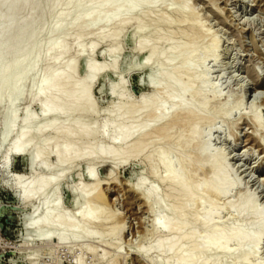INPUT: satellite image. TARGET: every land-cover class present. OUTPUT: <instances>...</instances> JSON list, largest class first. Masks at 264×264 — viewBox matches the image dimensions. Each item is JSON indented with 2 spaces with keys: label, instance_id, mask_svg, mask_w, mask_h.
Returning a JSON list of instances; mask_svg holds the SVG:
<instances>
[{
  "label": "rangeland",
  "instance_id": "obj_1",
  "mask_svg": "<svg viewBox=\"0 0 264 264\" xmlns=\"http://www.w3.org/2000/svg\"><path fill=\"white\" fill-rule=\"evenodd\" d=\"M32 2L33 0H30L29 4ZM42 3L43 31L37 38L39 53H42L48 42L46 30L49 31L56 23L62 25L64 21H69L71 12L77 9L78 0H43ZM186 4L191 13L186 15L184 20L178 17L172 25L163 21L175 18L173 11L175 7L166 8L160 4L141 8L137 13L123 10L105 27L101 23L99 26L86 28L82 38L75 36L77 25H71L67 36L68 43L65 45V57L56 66H52L51 60L41 58L37 63L38 67L36 66L37 68L35 67L24 80L22 86L24 94L16 103L17 114L14 122L12 121L14 107L12 105L5 107V101L0 102V264H174L173 260L169 259L173 254L172 250L159 252L152 248L157 245L156 242L172 235L155 230L154 221L156 222L159 217L158 220L168 217L178 195L173 190L175 186L164 179L166 177L164 166L163 169L162 165L160 167L156 162L157 157L159 159L164 151L166 153H162L163 156L169 155V158H165L168 164L169 162L170 164L176 162L172 164L174 166L177 164V167L173 166L174 170L175 168L177 170V172L173 170L175 175L185 178L192 186H203L211 181L214 176L210 162L217 154L221 155L220 165L229 163L231 172L228 173V177H231L232 183L236 185L240 182V185L237 184L239 186L233 187L234 191L232 188L230 194H224L222 197L204 190L194 194V203L192 201L188 203L192 215L182 216L183 219L185 217V230L189 235L185 244L191 255L194 252L191 251L190 233L198 234L197 236H202L203 239L218 225L217 229L225 231L231 227L239 228V225L244 226L246 230L256 222L255 219L246 220L244 212L253 198H256L258 208L264 210V129L255 133L256 127L250 118L253 112L258 111L264 124V0H231L228 3L225 0H187ZM21 9L17 13L18 20H22L28 14L27 7ZM58 13L67 15L65 20L60 22L55 20ZM122 21L126 23L123 24L124 27L122 26L120 36L116 38L119 52L114 58H110L107 56L110 41L103 38L105 35L103 30L111 26L118 27ZM135 22H141L143 28L136 30ZM245 23L247 26H244ZM195 24L198 28L194 29ZM36 30V28L31 30L30 35H35ZM95 32H99V37H95L97 45L91 54L92 62L105 66L115 65V69L107 68L100 73L90 91L97 111L96 117L93 118L96 125L107 121L109 114L119 105L120 100L114 95L117 90H121L125 97L121 103L139 106L142 98L149 93L147 88L149 72L152 71L156 74L155 78L159 79L163 75L160 71L166 62L167 53L177 46L196 50L194 54L202 58V64L198 66L195 58L188 60V64L194 65L197 72L200 71L198 73L204 75L203 85L216 89L220 97L211 99L209 93L191 94V91L194 92L197 88L194 85L196 74H189L183 70V73H175V69L180 67V63L176 62L168 69L164 80L174 85L179 83L186 89L184 98L191 106L192 116H181L177 121H173L174 123L171 122L167 127V133H161L162 136L158 134L159 132L152 131L144 140L147 144L144 142L143 145L146 147H142L139 156L138 154L131 156L125 162L113 158L76 160L64 174H61L56 169L57 159L50 154L54 147V144H51V148L49 146L46 149L44 156L47 161L41 160L32 164V171H29L26 169L25 161L29 158L32 160L35 148L41 145L49 133L44 132L39 139L32 142L29 153L19 156L14 152L21 144L22 134L42 130L47 127L45 125L55 123L53 121L65 124L62 117L54 113H45L43 106L45 98L40 95V91L47 84L35 85L33 81L46 69L51 68L48 78V82H51L57 71L67 74L73 62L74 78L76 81L82 80L87 74L91 55L85 51L78 56L77 50L82 44L93 41ZM139 39L152 42L154 45L157 58L149 67H140L149 50L135 49V42ZM213 40L217 42L216 45H212ZM11 45L14 47L15 44L11 43L8 47ZM12 62L13 60L10 62L11 73H15L19 68H14ZM242 86H245L246 92ZM157 93L160 104L164 103L162 99L164 94L178 95L175 87L165 89L160 86ZM17 95L18 91H15L12 97L15 98ZM5 108L6 117H3L2 112ZM242 114L247 115L242 118ZM222 116L227 117L230 122L226 123ZM145 117L149 120L147 115ZM196 130H199L201 135L193 140ZM209 136L211 137L209 145L213 149L209 147V151L211 150L213 156L205 158L203 151L201 154L205 157L199 156L201 152L199 148L206 138L210 140ZM136 138L137 136L129 141L121 139L113 144L97 137L95 142L105 145V148L113 146L121 149L127 143H133ZM58 142L66 143V140L59 138ZM179 143L185 147L181 148ZM11 156L16 158L13 166L9 168L6 165ZM90 169L95 176L89 175ZM21 175L25 177L24 180L16 182L15 179L22 177ZM47 176L55 180L54 187L43 197L28 199L27 195L33 189L35 181ZM139 180L144 183L142 192L151 188L157 189L162 205H158L157 200L147 203L142 197V192L135 191ZM95 183L99 184L98 190L93 188ZM91 190L93 193L102 191L101 194L104 196V201L92 200L84 208V213L88 215L95 209H102L98 225L88 227L84 236L56 233L47 241L31 242L43 215L53 212V202L58 205L57 209L61 213L73 216L80 208L77 203L80 191L84 194V191L88 193ZM244 193L246 202L243 211L235 212L229 209ZM200 200L203 202L202 205ZM48 207H51L50 210ZM208 209L212 212L218 209L219 213L222 211L217 215L218 219L215 218L218 211L212 216V220L214 218L216 220L209 222L211 225L209 229L202 223L194 222V215L202 212L205 214L210 211ZM202 232L208 233H204L203 236ZM176 240L177 235H172L171 241ZM231 246L232 250L236 249V247L233 249L235 244ZM261 246L258 257L249 258L247 264H264V239ZM147 249L149 253L145 254ZM213 253L212 249L206 250L199 256L201 262L199 260L194 261L196 263H189L211 264L207 259L211 258ZM217 264H238V259L236 257L221 259Z\"/></svg>",
  "mask_w": 264,
  "mask_h": 264
},
{
  "label": "bare ground",
  "instance_id": "obj_2",
  "mask_svg": "<svg viewBox=\"0 0 264 264\" xmlns=\"http://www.w3.org/2000/svg\"><path fill=\"white\" fill-rule=\"evenodd\" d=\"M42 1L33 0V2L29 4L30 0H0V102L5 101V107H7V105H12L14 107V116L12 118L13 122L15 121L17 114L16 103L22 98V94H24V91H22L24 80L26 79L27 75L35 69L41 58H47L51 60L50 62H52V66H56L65 57V45L68 43L67 36L69 35L71 25H77L75 36L82 38L85 34L86 28L97 26L101 23L103 24V27H105L107 23H112V19L118 17L119 13L123 10H128L131 13H137V11L141 8L158 4L165 6L166 8L175 7L173 9L175 18L173 20L165 19L163 21V23L168 25H172L178 20V17H180L181 20H184V17L191 13L186 4L187 0H183L181 2L177 0H78L77 9L73 13L71 12L72 16L69 21H64L62 25L56 23L49 29V31L46 30L48 42L42 53H39L37 38L43 31L42 17L44 7H42ZM225 1L228 3L231 0ZM22 7H27L28 14L22 20H18L17 13H19V10H22ZM48 8L49 7H47V9ZM176 14H179L180 16ZM66 16L67 15L58 13L55 15V20L60 22L61 20H65ZM125 23V21H122L118 27L111 26L109 29L103 28V31L105 32L103 38H106L110 41V49L107 52V56L110 58H114L119 52L116 38L118 35L120 36L122 32V26L123 24L125 25ZM246 24L247 23H245L244 26ZM35 28L37 29L36 33L35 35L31 36L30 31ZM142 28L143 25L141 22H135L136 30ZM193 28H198V25H193ZM98 33L99 32L94 33L93 41L89 42L88 44H82L78 48V56L82 55L83 52L85 53V51L90 55L93 51H95L94 49L97 45V40L95 42V37H99ZM11 43H14L15 45L14 47L11 45L13 48L10 47V49L8 46ZM216 44L217 42L213 40L212 45ZM135 49L138 51L149 50L143 62L140 64V67H149V65H152L156 61L157 54L154 51V45L152 42L139 39L135 42ZM195 51L193 48L183 49L180 46H177L167 53L166 62L160 71L163 75H161V77L158 79L155 78L156 74H154L152 71L149 72V80L147 84L149 93L142 98L139 106H127L121 103L125 97H123L121 90L115 91L114 95L118 100H120V103L109 114L108 120L101 125H96V121L93 120V118H95L97 115V111L94 101L92 100L93 98H91L92 96L90 91L100 73H102L104 70H107V68L111 70L115 69V65L105 66L102 63H93L91 55V60L89 59L87 65V74L80 81H76L74 78L73 70L75 62H73V65H71V69L67 74L57 71L55 78L51 82H48L51 68L46 69L33 82L35 85L47 84L45 85V88H41L42 90L40 91V95L44 96L45 98L43 103L44 111L47 114L54 113L58 117H62L65 119V124L53 121L55 123L49 126L45 125L47 127L44 126L45 128L42 130L23 133L21 144L19 143L20 145L18 148H16V150L14 149L15 152L18 153L19 156L26 155L30 151L29 149L32 146V142L35 139H39L44 132H48L49 136L41 143L40 146L35 148V151L32 154L31 170L29 171H32V164L41 160L47 161L44 156L46 155V149H48L49 146L51 148V144H54V147L52 148L50 154L57 159L56 169L59 170L61 174H64L68 167L71 166L76 160L89 158H113L125 162L131 156H135L136 154L139 156L141 154L140 150L142 147H146V145H143L145 144L144 142H146L144 140L152 131L155 130L157 133L159 132L158 134L160 136H162L161 133H167V127L171 122L177 121L181 116H192L191 106L184 98L186 89L179 83L174 85L168 81L165 82L164 80L168 69L174 63H180V67L175 69V73L180 74L183 70L189 74H196L194 85L197 88L196 90L194 89V92H192V90L191 94L209 93L211 99H217L220 97V93L216 89L211 87L207 88L203 85V82H205L204 75L198 73L200 71L197 72L194 65L188 64V60L192 58H195V63L198 66L202 64V58L195 56ZM18 56H20V58H18ZM12 60L14 68H19V70H17L15 73H11L12 65L10 66V62ZM160 86L165 87V89L175 87L178 95L174 96L170 93H166L162 97L164 103L160 104V98L157 93V89ZM242 89L244 92L247 90L245 86H242ZM12 91H18V95L15 98L12 97ZM167 104H170V107ZM142 114L145 116L147 115L149 120L145 119L146 117L144 115L142 118H139V116ZM2 115L3 117H6V108L3 110ZM246 115L247 114H242L241 117H246ZM222 118L226 123L230 122L227 117L222 116ZM250 118L256 127L255 133L260 132V129H264V124L258 111L253 112ZM198 135H201V132L196 130L193 140L196 139ZM136 136L137 138L133 143H127V145L121 149H116L112 145V147L110 146L111 148H105V145L103 146L101 143V145H99L95 142V139L99 137L104 141H110L115 144L117 141H121V139L129 141ZM204 136L206 137V134ZM59 138H64L66 143H59ZM207 138L204 142H201L199 148L201 150V152L199 151V156H203L205 153L204 155L206 157L203 156L205 158L213 156V153L211 155L210 152L213 149L209 145V143L211 144V142H209L211 141V137L210 140ZM179 145L181 148L185 147L180 143ZM209 147L211 148L210 151ZM202 151L203 154H201ZM162 153L165 154L166 152L164 151ZM162 153L160 154L161 156L159 159L157 157L159 161L156 159V162L159 163L160 167L161 165L162 168L164 166L166 170V177H164V179L175 186V189L173 190H175L178 195L177 200H175V204L169 210L168 217L158 220L160 219L159 217L156 222L154 221V226L155 230L157 231L164 232L165 234L172 233V235H177V240L171 241L172 235L169 234L170 236H167L166 239L162 241L156 242L155 244L157 245L152 248L159 252L172 250L173 254L169 257V259H172L174 264H186L199 260L201 262L199 256L206 250L209 251V249H212L214 252L212 257L207 259L211 264H217L221 259L234 257L238 259V264H247L246 262L249 258H257L262 247L261 242L264 239V210H260L258 208L256 198L251 200L248 209L244 212V218L246 220H256V222L248 227V229L245 230L244 226L239 225V228L238 226H236L237 228L231 227L225 231V229H217L219 226L218 225L216 226V229L213 227L210 235L208 234L203 239L202 236H197L198 234L193 235V233H190L192 234V236H190L192 240L191 251L194 252L195 256L194 254L191 255L192 253L188 252L189 250L186 248L185 241L188 239L189 235L186 232L187 230H185V217L183 219L182 216H187V214L192 215L188 203L191 201L194 203V194L204 190L217 195L218 197H222L224 194H230L232 188L240 182L238 183L235 181L237 182L236 185L232 183L230 179L231 177H228V173L231 172L229 163L220 165L219 162L221 155L219 154L220 156H218L217 154V157L214 156L215 158L210 157L213 159V161L210 162V167L214 176L211 178V181L207 182L203 186H192L185 178L175 175L176 173H174V171L176 168L174 170V165H172L174 162L172 164L169 162L168 164L165 158H169V155L167 154V157H165ZM206 153H208V156ZM180 160L181 157H179V161ZM174 167H177V164ZM47 168L50 169L48 166ZM89 175L95 176L92 169H90ZM24 178L25 177L22 176L16 178L15 180L16 182H20L23 181ZM55 184V180L51 179L49 176L37 179L34 183L33 189L27 195V198L33 199L35 197H43L48 194L50 189L54 187ZM143 184L144 183L142 180L138 181L136 188H134L137 193L142 192ZM98 185L95 183V187L93 188L98 190ZM90 186L92 187V184ZM234 189L235 188H233V191ZM85 191L84 194L83 192L81 193V191L78 194L77 203L80 205V208L73 216L66 214L64 215L61 213L60 210L57 209L58 205L53 202V212L51 214L48 212L43 215L42 219L38 222V231L35 233L34 239L31 242L47 241L52 235L56 233L67 234L70 236H84L87 234V230L89 229L88 227L98 225L101 220V214L103 213L102 209H95L93 213L91 212L92 214L90 213L88 215L84 213V208L85 205L92 200L101 202L104 201V196L101 194L102 191L100 193H93L92 190L90 192L88 191V193H85ZM228 191L229 193H226ZM142 197L147 203L157 200V204L162 205L161 200H159V193L156 188H151L148 191L142 192ZM202 201L201 205L203 204ZM245 202L246 193L242 194L239 197L237 203L234 202L235 204L233 203L229 209L232 211L234 210L235 212H242ZM50 208L51 207H48V210H50ZM208 210V212L205 214L202 212L201 214L194 215V222L197 224L202 223L203 226L209 229L211 228L209 222L213 221L216 217L218 219L217 215H220L222 211L219 213V209L216 210L218 211V214H216L215 218L212 220V216L216 211L212 212L211 209ZM160 216L162 217V215ZM210 218L211 220H209ZM199 232L201 233V231ZM204 233L202 232V235ZM205 234L203 236H205ZM232 244H235V246H233V249L236 247L235 250L231 249ZM148 253L149 250H145V254Z\"/></svg>",
  "mask_w": 264,
  "mask_h": 264
},
{
  "label": "water",
  "instance_id": "obj_3",
  "mask_svg": "<svg viewBox=\"0 0 264 264\" xmlns=\"http://www.w3.org/2000/svg\"><path fill=\"white\" fill-rule=\"evenodd\" d=\"M14 154L16 155V154H18V153L14 152ZM15 158H16V157L11 156V158L8 160V163H7L6 166L9 167V168H10V166L12 167L13 164H14ZM25 162H26V169L31 170V159L29 158V159L26 160Z\"/></svg>",
  "mask_w": 264,
  "mask_h": 264
},
{
  "label": "trees",
  "instance_id": "obj_4",
  "mask_svg": "<svg viewBox=\"0 0 264 264\" xmlns=\"http://www.w3.org/2000/svg\"><path fill=\"white\" fill-rule=\"evenodd\" d=\"M19 168V167H18Z\"/></svg>",
  "mask_w": 264,
  "mask_h": 264
}]
</instances>
